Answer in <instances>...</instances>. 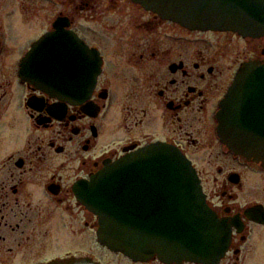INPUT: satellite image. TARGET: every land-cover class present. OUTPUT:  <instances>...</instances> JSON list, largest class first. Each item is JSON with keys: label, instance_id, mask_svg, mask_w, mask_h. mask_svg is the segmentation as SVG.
<instances>
[{"label": "flooded vegetation", "instance_id": "1", "mask_svg": "<svg viewBox=\"0 0 264 264\" xmlns=\"http://www.w3.org/2000/svg\"><path fill=\"white\" fill-rule=\"evenodd\" d=\"M52 36L38 86L27 63ZM252 65H264V35L191 30L132 0H0V264H264V168L220 134ZM252 108L249 139L264 152V103ZM161 143L196 170L227 232L220 258L137 260L102 242L82 189ZM138 200L151 216L153 195Z\"/></svg>", "mask_w": 264, "mask_h": 264}, {"label": "water", "instance_id": "2", "mask_svg": "<svg viewBox=\"0 0 264 264\" xmlns=\"http://www.w3.org/2000/svg\"><path fill=\"white\" fill-rule=\"evenodd\" d=\"M145 9L191 30L232 31L245 37L264 35V0H132ZM29 57L28 80L42 85V47ZM264 103V65L247 67L220 114V134L227 146L264 167V152L254 151L250 113ZM141 192L158 204L151 216L136 207ZM128 195L127 204L125 197ZM82 202L100 219V238L116 252L137 260L155 256L163 262L218 259L223 255L225 227L207 205L191 162L176 148L156 144L119 161L81 191ZM138 212V214H137ZM64 264H91L72 260Z\"/></svg>", "mask_w": 264, "mask_h": 264}]
</instances>
